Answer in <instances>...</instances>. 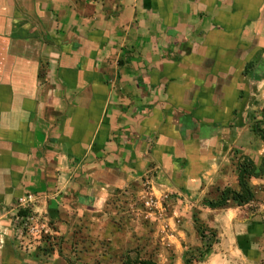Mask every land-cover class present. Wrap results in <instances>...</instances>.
<instances>
[{"label":"crops","instance_id":"0c3cea01","mask_svg":"<svg viewBox=\"0 0 264 264\" xmlns=\"http://www.w3.org/2000/svg\"><path fill=\"white\" fill-rule=\"evenodd\" d=\"M256 126L264 0H0V264H183L198 228L192 264H264V173L208 206L264 156ZM146 183L161 210L124 203Z\"/></svg>","mask_w":264,"mask_h":264},{"label":"trees","instance_id":"16d2710c","mask_svg":"<svg viewBox=\"0 0 264 264\" xmlns=\"http://www.w3.org/2000/svg\"><path fill=\"white\" fill-rule=\"evenodd\" d=\"M251 133L258 136V138L264 142V132L258 128V126L251 128ZM237 191H231L230 189H225L222 191L219 199L214 202H208L209 207H219L224 204V202L229 199L233 201L236 205L241 206L247 204L252 200V194L245 184V179L247 178H257L264 173V156L260 158L258 165L255 167L251 160L242 157L237 163ZM26 210H18L17 216L23 218ZM198 237L205 242V247L197 254L190 253L187 257L183 259V264H192L197 261V258L206 253L211 244L214 242V237L211 234H205L202 229H197ZM137 264H151L149 262H135Z\"/></svg>","mask_w":264,"mask_h":264},{"label":"rangeland","instance_id":"374dc122","mask_svg":"<svg viewBox=\"0 0 264 264\" xmlns=\"http://www.w3.org/2000/svg\"><path fill=\"white\" fill-rule=\"evenodd\" d=\"M263 132H264V130H263ZM140 187L142 189V192L139 193L137 195V197L135 195H132L129 199H127L126 202H124L125 204H127V202L129 204H131V206H132V207L130 206L131 208L138 207V210H137L138 212L141 210V208H143V201L145 200L147 193L151 192L149 183H146V184H144V186H140ZM166 198L169 199L168 196H166ZM166 198L161 199V203H163V205L167 201ZM161 207H162V204H161ZM19 210H21V211L26 210V208H21ZM115 211L117 212V210H115ZM121 211H124V210H121ZM17 212H18V210H17ZM26 214H28L27 210H26V213L24 214V216H26ZM17 218L19 219L18 216H17ZM36 220H37L36 226H38L37 229H40L39 225L42 224V222L39 221V219H37V218H36ZM21 222H23V221H21ZM21 222L18 224V221H16V225L18 224V226L16 228V230H17L16 232H18V234H19V235H16L18 238L17 244L22 245V247L25 250L34 249L37 253H42L44 250H46L48 248L47 244H49L48 236H49L50 228L48 226H44L45 229L43 231H41V233L37 232L36 234L30 235V234H27V232L25 231V229L23 227H21ZM79 232H80V230H79ZM135 254H137V253L135 251H133V253L130 254V256H129V258L132 261L137 259ZM139 262H143V260L141 259Z\"/></svg>","mask_w":264,"mask_h":264},{"label":"built area","instance_id":"2783aa9c","mask_svg":"<svg viewBox=\"0 0 264 264\" xmlns=\"http://www.w3.org/2000/svg\"><path fill=\"white\" fill-rule=\"evenodd\" d=\"M144 186V185H143ZM143 206L148 209V211H158L161 210V199L155 198L151 192L147 193V196L145 200L143 201ZM21 221V227L25 229L27 234L33 235L36 234L37 232L41 233L45 228L46 224L42 223L40 224V229H37V220L32 214H26L23 218H20Z\"/></svg>","mask_w":264,"mask_h":264}]
</instances>
